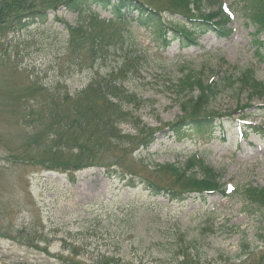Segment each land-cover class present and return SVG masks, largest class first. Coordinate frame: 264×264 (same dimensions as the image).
Segmentation results:
<instances>
[{
	"label": "rangeland",
	"instance_id": "rangeland-1",
	"mask_svg": "<svg viewBox=\"0 0 264 264\" xmlns=\"http://www.w3.org/2000/svg\"><path fill=\"white\" fill-rule=\"evenodd\" d=\"M137 1L169 23L172 13L183 12L180 0ZM216 1L233 34H207L200 49L175 42L164 50L153 28L117 24L100 7L99 19L57 6L25 31L13 32L10 20L0 24V264H97L102 256L125 264H264V209L243 195L249 186L264 187V129L252 127H264V61L254 56V36L264 47V31L255 34L249 19V12L264 13V0ZM67 25L83 29L84 47L69 48ZM99 35L108 38L94 53L90 41ZM190 69L205 80L254 71L249 90L236 84L213 104L231 114L226 134L193 132L180 142L168 132L184 116L173 85ZM112 73L122 84L119 126L92 124L91 114L89 127L45 137L51 110L78 119L76 95ZM97 91L94 85L88 92L91 102ZM47 149L58 156L56 168L40 164L50 157ZM78 162L94 166L72 169ZM105 165L134 175V184L111 177ZM185 165L199 178L203 165L211 166L224 190L233 191L227 198L193 193L172 200L147 190L144 180L191 191L170 175V167Z\"/></svg>",
	"mask_w": 264,
	"mask_h": 264
},
{
	"label": "trees",
	"instance_id": "trees-1",
	"mask_svg": "<svg viewBox=\"0 0 264 264\" xmlns=\"http://www.w3.org/2000/svg\"><path fill=\"white\" fill-rule=\"evenodd\" d=\"M142 1L137 0H2L0 7V24L10 20V29L13 32H21L30 28L31 25L37 23V21L45 20L48 17V13L52 9L60 6L59 8H64L67 12L76 14L79 19L84 18H94L99 19L101 14L96 12V8H103L109 11L112 15L110 21L123 24L126 27L130 23H137L139 28H153L158 34L157 40L163 45V49L167 50L173 43L177 42L181 46V49L188 50L190 48H201L200 41L207 34H217L221 39H229L232 36V30L230 28V21L228 17L223 13L220 7L216 9V0H180L181 11L172 13L170 23L163 17V12L153 9L149 6L143 5ZM214 4V5H213ZM210 9L209 11L207 9ZM137 14V19H130L131 15ZM250 20H252L255 25V34H260L264 31V13H254L249 12ZM176 15V16H174ZM6 19V20H5ZM106 23V22H102ZM68 26L69 32V48L72 47H84L86 44V39L88 36L85 34L80 26L74 27ZM126 30H124L125 32ZM114 37V36H113ZM106 35H99L91 39V47L89 50L94 53L101 48L107 40ZM255 53L254 56L258 60L263 59L264 61V47L263 43L259 42L258 36H254ZM80 42L77 46H73L77 41ZM116 40V39H115ZM99 41L100 45H97ZM108 47V46H104ZM98 60L103 57V54H96L95 56ZM255 76L254 71H243L237 78L234 76L225 78H219L216 74L214 77H207L203 79L200 73L190 69L189 72L184 75L177 84L173 85L176 103L179 105L180 110L184 113V116L180 117L177 121L169 125V133L176 138L178 141L185 140L190 137L191 133L197 132L201 135H215L220 129L223 131L225 127L226 120L230 119L231 114L223 115L217 111L213 104L227 92L231 87L239 85L240 92L248 89L250 87V80ZM115 73L103 78L93 84L97 91V103L91 102L89 100L88 92L92 90V87L85 89L78 93V102L74 109L79 118H72L67 115V117L55 116L51 110V116L49 117L52 121L47 127L43 126V134L45 137H52L53 131L58 137H67L74 131L76 126L79 125L82 130L83 127H89V120L86 117L91 116L92 124L98 125L99 123H110L112 125H117L119 121L115 118L119 113L118 104L121 103L122 95L116 94V92L122 93V84L118 83L117 79L114 78ZM114 94V95H110ZM197 93V94H195ZM88 97V99H87ZM73 99L67 96L66 101ZM90 103V105H89ZM104 105L105 110L108 112L111 108H117L115 113L107 116L105 111H98L97 107ZM236 111L232 114L243 113L246 107H238ZM264 108V106H263ZM95 109V110H94ZM124 113V112H123ZM40 120L43 122V118ZM119 126V125H117ZM36 127V126H35ZM255 129L262 130L264 128ZM222 133L226 134V131ZM46 155L50 157L40 164L51 165L56 168L57 166V155L52 152V150H45ZM14 154L11 155V158ZM32 162L35 163L34 159L31 157ZM18 163L17 159L15 160ZM21 164H25L26 161H19ZM85 162H78L74 166L78 165L79 170L93 167V164H88ZM183 167V168H182ZM170 167V175L178 179H182L190 188L191 191H177L178 189L169 190L165 187H161L155 183L144 180L147 190L152 192L154 195H159L164 193L170 195L172 200H177L185 195L196 193L200 196L220 194L223 197H228L226 190H224V185L221 184L219 172L216 171L211 166L203 165L204 176L203 178L197 177V174L189 173V167L182 166ZM108 175L111 177H117L124 182H130L134 184V175H128L124 170L116 168L114 165L102 166ZM66 172V171H65ZM131 186V185H129ZM186 187V188H187ZM245 200L257 205L264 209V187H253L249 186L243 194ZM187 250V249H186ZM97 264H125L124 259L110 256H102L96 262Z\"/></svg>",
	"mask_w": 264,
	"mask_h": 264
},
{
	"label": "water",
	"instance_id": "water-1",
	"mask_svg": "<svg viewBox=\"0 0 264 264\" xmlns=\"http://www.w3.org/2000/svg\"><path fill=\"white\" fill-rule=\"evenodd\" d=\"M0 6H1V0H0Z\"/></svg>",
	"mask_w": 264,
	"mask_h": 264
}]
</instances>
